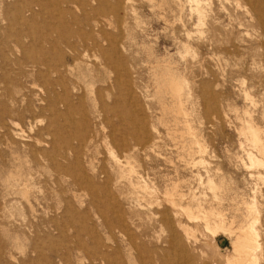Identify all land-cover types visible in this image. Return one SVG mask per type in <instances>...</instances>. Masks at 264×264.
Listing matches in <instances>:
<instances>
[{
    "label": "rangeland",
    "instance_id": "374dc122",
    "mask_svg": "<svg viewBox=\"0 0 264 264\" xmlns=\"http://www.w3.org/2000/svg\"><path fill=\"white\" fill-rule=\"evenodd\" d=\"M16 1L22 6L23 3H30L32 11H34H25L23 13L24 20L18 25L25 34L24 45L26 47H34L33 56L35 59L43 57L39 52V46L42 45L48 48L45 47L46 52L43 54L46 65L41 66L36 64L35 73L32 72L30 74L25 84V87H27H24V91L22 90V98H25L24 101L28 99V101H31L32 105L35 104V106H32L30 110L32 112L29 111L27 113L29 115L26 114L25 119H16L14 125L10 124V126H7L8 129L14 131L18 128L28 133L31 126H33L32 129L34 130L47 129L52 121H55L58 127L66 126L67 128L69 118L67 114H65L66 106L64 104L59 103V105L56 106L57 110L53 109V111H47L44 109L46 107L45 105L49 103L50 97L54 98L53 92L48 89L50 88L48 81L51 80L52 83L54 80L61 77L65 83L68 82L67 86L70 90L69 104L72 106V111L69 115L74 119V124L71 125L72 127L70 128L68 126L67 129H79L77 124H81L82 119L86 118L90 126L88 129L89 134H93L94 137L96 135L97 138L92 136L91 142L86 144H79V142L74 141V148L70 155L58 159L61 168H63L62 170L54 166L51 162L45 163L41 161L42 166L38 169V174L35 173V177L32 176L34 178L32 181L35 188L32 190L35 195L32 194L31 196L33 208H35L32 214L19 195H15L16 198H14V194L8 191L9 194L2 197L3 188L1 180H3L9 171V161L11 162L13 160L10 154L7 153L8 151L6 150V152L5 149H3L5 144L0 145V152H3L0 156V264H119V262H121V264H163V261L169 264H224L226 256L230 255L232 252V238L229 235L224 232H218L216 236H213L204 228L203 223H199L197 227L191 229L192 233L189 239H187L182 231L175 226L177 233L176 241L179 246L170 245L169 242L173 237L170 225L149 223L143 211L139 212L141 219H139L138 216H132L123 195L117 190V186L122 180L117 179L110 171L109 162H111V159L109 150L115 147L112 151L120 160L124 161V164L125 162H131L134 164L137 163V165L142 168L147 167L150 176L156 180L155 185L158 193L156 195H158L160 200L162 199L163 187H165L169 177L172 179L175 178L173 167L180 165L176 157L177 144L171 137V129H167L171 121L169 118L164 117L168 115H164V110L159 101H157L158 97V100H160L157 91L158 85L156 79L154 77L153 79L151 74V69L157 66L163 67L165 64H167V66L172 64L171 67L170 65L168 67L173 68L172 70L176 73L179 72L181 75L188 77V91L191 92H189L187 96H185L186 94L183 95L182 99L186 111L189 112L187 117H190L189 120L193 128L196 129L195 131L197 132L200 144L205 148L204 153L196 154V157L198 158L201 156L202 160L201 163L196 164L195 168L202 176V183L199 184L194 180L191 181L196 191V198H198L196 200L199 201L203 207H214V209L216 208V210L222 211L223 216L225 215L223 217L224 222L226 221L225 224L234 228L233 230H236L239 224L238 215L246 208L242 200L246 203H254L257 212L256 225H254L259 232V247L262 248L258 247L257 252L261 257L262 263H264V168L257 170L256 168L244 166V163H248L246 150L250 148V141H248L246 130L243 129L244 121L251 120L260 126V131L264 132V85L262 88L258 86V88L256 87L255 89L252 87L247 88L249 98L246 99L243 89L249 85L250 82L248 78L250 75L237 72L238 69L241 70V67L236 65L240 57L218 52V50L222 51L224 48H227L229 45L228 42L232 40L235 41L237 37V30L233 34H228L230 26L234 24L230 16L246 17L247 12L252 11L256 2H250L249 0H211L208 5L211 10L208 23L203 26L205 31L207 29L209 30L204 34L205 37L203 38V42H201L203 44H201L197 50H195V48L189 53H184L181 47V41L185 39L182 22L179 19L178 12L175 11L172 4L170 7H173V10L167 7V4H165L167 0H158V2L157 0H129L128 4L127 0H113L118 10L114 14L108 15L107 20L109 21L110 18L114 29L109 26L107 27L106 23L103 22V17L94 11L93 8H95V4H92L93 8L87 7L82 9L81 7H77L78 5H76L73 0H65L62 4L52 1L48 3L47 0H0V32L7 24V21L2 20L6 8L13 6ZM162 3H164L165 6ZM40 4H44V6L42 5L44 8L41 7ZM222 5H225L226 9L222 8ZM58 10L65 12L60 14ZM79 15L82 16L80 17ZM52 16L55 17L53 18ZM213 18L218 21L220 31L212 38L210 37L212 33L209 23ZM86 19L91 22L94 20H101L105 24V31L111 32L116 36L119 46V58L122 59L128 69V75L124 76L129 80L131 85L130 88L133 87V93H124L120 95L117 90L114 89L112 91L110 88L111 81L115 78L113 71L107 74L105 73L106 76L104 73H101V80L92 87V89L94 88L93 91L98 88L101 89L102 99L100 98L97 100L98 102L96 101L97 103L95 102V105H98H96V107L91 101L92 97L96 96V93H89L88 86L84 81L86 80L85 78H77L79 76L78 64L81 63V61L97 64L99 60L98 52H95L93 49H89L88 51L89 58L83 57L84 47L79 44L78 36L83 35L86 30V27L83 26V22ZM183 20H185L187 28L193 32L196 31V27L194 26L197 22L196 17L195 15H190L189 10L183 13ZM74 22L76 24H74ZM257 29L258 28L250 26L247 27V31L244 32L243 35L247 42L242 44L241 41H236V43L240 44L241 53L244 51L245 47L252 46L251 49L254 48L255 41L257 40L256 37L258 36L257 34L260 33V30ZM61 32L66 34L69 38L67 40L75 41V52H72L64 43L54 48L48 43L41 44L45 40L50 41L57 38ZM193 34L195 36V33ZM260 39L264 41V37H260ZM210 42L216 44V50H213L214 48ZM260 51L261 49H256L258 56L254 58L250 55H241V57L243 58L246 68L256 66L257 69L261 71L260 67H262L261 73L264 79V59H262V56H259L261 54ZM183 54H187L186 57H184ZM171 57L172 59H170ZM55 60L56 62H54ZM167 61L168 63L171 62L168 64ZM26 69L30 70V72L32 70L31 67H26ZM38 69L44 72L46 71L48 75H45L43 78L40 77L37 73ZM120 73H124V71L120 70ZM77 79H80L81 82ZM243 81H246V83ZM201 82H208L210 84V90L216 94V105H212L211 102H205L208 106L212 105L213 110L211 112L206 110L205 104L203 105V98L205 97L200 98L201 90L199 86ZM73 87L75 89H73ZM150 88L151 90H155H152L154 93L149 91ZM43 89L46 92H44ZM54 89L56 92L60 91L59 87H55ZM40 91L43 93H40ZM107 91L113 94L110 96ZM36 95L38 96L36 97ZM184 98L187 99L188 102H186ZM36 101L38 103H36ZM113 101H120L121 105L119 108H116L117 111L115 114L108 115V120L103 123L104 127H102L99 120L92 112L98 109L102 105V102L110 106ZM137 111L139 114L141 113V115H139ZM129 112L134 115L138 114L140 118H143L147 127L151 124L155 125L156 123L155 126L157 129L155 130L159 132L158 152L160 155L152 153L151 159H145L133 151L134 139L132 131L127 128L130 121L124 119L126 113ZM31 114L35 119L33 117L31 118ZM189 114L192 116H189ZM27 119L30 120L28 121ZM122 119L124 121H122ZM38 121L40 122L39 124ZM165 121L166 125L164 124ZM16 122L20 127H15ZM161 122L163 123L162 125ZM90 123L93 124L91 125ZM94 124H96L99 129H90ZM109 126L112 127L108 129ZM179 126L181 127L182 124L180 123ZM110 131L112 133L114 132L113 135H111L112 133ZM165 131L170 132H167L169 133L167 135ZM42 140L49 141L50 138L44 136ZM84 157L86 159H84ZM5 163L7 165H5ZM206 169L210 170L211 178H214H212L214 182L212 184L207 181ZM74 171H77L78 175L74 174ZM258 171L260 174L257 173ZM104 173L107 174L105 175ZM180 173L184 176L187 175V172ZM51 176L52 178H50ZM25 178L26 177H24V179ZM22 183H24V181L20 184ZM115 183L117 184L116 187L114 186ZM47 185L49 186L47 187ZM107 185L110 187H107ZM219 185H221V188L218 187ZM50 189H53V192ZM69 189H72V191ZM73 191L77 193H75L76 196L72 194ZM67 195L69 196L67 197ZM55 196H57V198ZM34 197H36L37 200ZM52 198L55 200H52ZM70 201L73 204H71ZM57 203H59L61 207ZM11 205L14 206L16 210L12 208ZM8 207H10V209ZM36 209L38 211H36ZM154 210L157 209L154 208ZM22 211H25L24 214ZM115 218L117 220L122 219V227H118V222ZM47 222H49V225ZM108 222H110L111 226L108 225ZM141 223L144 224L141 227L146 236L132 241L130 238L133 233L138 235L136 226L139 224L141 225ZM60 224H62V226ZM3 228H5L4 230L7 229V231L11 229L12 233L9 232L7 235L2 234L3 232L1 229ZM115 230L117 232H115ZM14 233L15 236L17 234L20 236L19 243H16L13 239L12 235ZM7 236H9V238ZM21 242L25 245H22ZM134 245L137 246L136 250ZM22 246L26 249V252ZM7 250L10 252V255ZM155 250L158 251L156 252ZM163 255L165 260L162 258ZM140 257H143L144 260H141Z\"/></svg>",
    "mask_w": 264,
    "mask_h": 264
},
{
    "label": "bare ground",
    "instance_id": "6f19581e",
    "mask_svg": "<svg viewBox=\"0 0 264 264\" xmlns=\"http://www.w3.org/2000/svg\"><path fill=\"white\" fill-rule=\"evenodd\" d=\"M47 1H48V3H49V1L50 2L52 1L54 3L56 2L58 4H62V3H64L65 0H47ZM73 1H74V3H76V5H78L77 7H81L82 9H85L87 7H92V4H95L96 5L95 8L92 7L94 9V11H96V13H98L100 16L103 17V22L106 23L107 27L109 26L110 28H113V23L110 21L109 17H108L109 21L107 20L108 15H112L118 10V8L115 6V3L113 2V0H73ZM249 1L250 2L251 1L256 2V4L252 8L251 12H247L246 17H240V16L231 17L230 16V18H231L232 22H234V24L230 26V31L228 32V34H233L237 30L238 34H237L235 41L234 40L229 41L228 47L224 48V50H222V51L218 50V52H220V53L229 54V55L234 56V57H240V58H238V60H237L238 63H236V65L240 66L241 70L238 69L237 72H242L244 74L250 75V77L248 78L250 83L247 87H245L243 89L244 97L246 99L249 98V92L247 91V88L252 87L253 89H255L257 86L262 88L264 85V79H263V75L261 73L262 67H260L261 71L258 70L256 66H252V64H251L252 67L246 68L245 63L243 61V58L241 57V55L242 56L250 55L252 58H254L255 56H258L256 49H258V50L261 49V51H260L261 54L259 56H262V59H264V41H262L260 39V37H264V0H249ZM128 2H129V0H127V4H128ZM157 2H158V0H157ZM210 2H211V0H167L166 1L165 4H167V7H169L171 10H173V7H174L175 11L178 12L179 19L182 22V28L184 29L185 39H184V41H181V47H182L184 53H189V52H191V50H193L195 48H196L195 50H197L198 47H200L201 44H203L201 42H203V38L205 37L204 34L207 33V30H209V29H207L205 31L203 29V26L207 25V23H208L210 11H211L209 6H208L210 4ZM162 4L165 6L164 3H162ZM171 4L173 7H170ZM42 5L44 6V4H42ZM42 5H41V7H43ZM36 6H37V4H36ZM222 8L226 9L225 5H222ZM186 10L190 11V15H192V16L195 15V17H196L197 22H196V24H194V26L196 27L195 32H193L192 30L187 28V24H186L185 20H183V13ZM25 11L26 12H34V11H32V6L30 3H23V6H22V5H20V3H18L16 1L13 4V6H11L10 8L9 7L6 8V11L4 13L2 20L7 21V24H6L5 28L2 29V31L0 32V145L5 144V146L2 145L5 147V148L3 147V149H5V151L6 150L8 151V152L7 151L6 152L10 154V157L13 160L11 162L9 161V163H10L9 164L10 165L9 171H8L6 176L4 175L5 177L3 176L4 178L1 181H2V188H3L2 197H5V195H8L9 194L8 191H10L12 194H14V196L19 195V197H21L25 206L28 207V209L30 210V212L32 214L34 211L33 209H35V208H33V204L31 201V196L33 194L32 190L34 188V183L32 181L34 178L32 176H34L35 173L38 174L37 171L42 166L41 165L42 162L43 161L45 163L51 162L54 166H56L60 169L61 165H60L58 159L59 158H65V157L70 155L71 151L74 148V144H75L74 141L79 142V144L90 143L92 140L93 134L92 135L89 134L88 129L90 126H89V122L86 118L82 119V123L80 122L81 124H77L79 129H67L68 126L70 128L72 127L71 125L74 124V119H72L69 115L72 111L71 110L72 106L69 104L70 90H69V87L67 86L68 82L65 83V81L62 80L61 77L54 80L52 83H51V80H49L50 83L48 81V85L50 87L48 89H49V91L53 92L54 98L50 97L49 103H47V101H46L47 105H45L46 107L44 109L47 111H53V109H56V106L59 105V103L64 104L66 106L65 114H67V116L69 118L68 122H67V124H68L67 128H66V126H61L64 129L61 127H58V126H56L57 123L55 121H52V122H50L47 129H36V130H34V129H32L33 126H31L28 133H26L23 129L17 128L14 131H11L10 129H8L7 126L8 125L10 126V124L14 125L16 119H19V120L25 119L26 114L31 110L32 106H35V104L32 105L31 101H28V99L26 101H24L25 98L24 99L22 98V95H23L22 90L25 87V84L27 82V78L30 77V74L32 72L36 71L35 70L36 66H37L36 64L41 65V66L46 65L44 62V59H43L44 58L43 54L46 52V49H45L46 46L45 47H43L42 45L39 46V52L41 53V55L43 57L35 59L33 56L34 47H26L24 45L25 34L22 31V29L18 27V25L21 21L24 20V18H23L24 14L23 13ZM58 12L61 14V13H64L65 11L58 10ZM103 22L101 20H94L91 22L90 20L86 19L83 22L84 23L83 26L86 27L84 34L80 35V36L77 35L79 37V40H78L79 44L82 47H84L83 57L89 58V54H88L89 49H93L95 52H98V59L99 60L97 61L98 62L97 64H91V63H88V61H81V63L78 64L79 65V76L77 77V78L81 77V78L86 79L84 81L86 82V84L88 86L89 93H93V92L96 93V96L92 97V99H91V101L94 103V105H95V102L97 100H99L100 98L102 99L101 89L98 88L95 91H93L94 88L92 89V87L98 81L101 80V76H100L101 73H104V75H105V73L107 74V73L113 71L115 78L111 81V85H110V88L112 91L115 89L118 91V93L120 95H122L124 93L125 94L133 93V89H132L133 87L130 88V86H131L130 82L127 79V77L124 76V75H128L127 74L128 69H127L125 63H123L122 59L119 58V55H118V49H119L118 47L119 46H118L116 36L111 32L105 31V24ZM232 22H229V23H232ZM74 24H76V23L74 22ZM209 24L211 25L210 30L212 33V34H210V37L213 38V36H216V33L218 31H220V27L218 26V21L214 18L210 21ZM49 25H50V23H49ZM249 26L253 27V28H258L260 30V33L257 34L258 36L256 37L257 40L255 41V45H254L255 49L254 48L251 49L252 46L245 47L244 51H242V53H241L240 52V44L236 43V41L237 42L241 41L242 44L247 42L246 39L243 37V35H244V32L247 31L246 28ZM56 27H54V28H56ZM65 29H66V27H65ZM193 33H195V36ZM30 38H32V37H30ZM67 39H69V38L66 36V34L64 32H61L57 38L50 40V41L45 40L41 44L48 43L51 47L54 48V47H59L62 43H64V44H66V46L69 49H71L72 52L73 51L75 52V45H76L75 41H71V40H67ZM144 43H146V42H144ZM210 44L214 48L213 50H216V44L214 42H210ZM46 48H48V47H46ZM147 53H149V52H147ZM168 55H167V57H168ZM186 55H184V57H186ZM196 56H198V55H196ZM184 57H183V59H184ZM163 58H164V56H163ZM170 59H172V57ZM158 60H159V57H158ZM158 60H156V61H158ZM168 61H167V63H168ZM54 62H56V60ZM263 63H264V60H263ZM171 65H170V67H171ZM168 66H167V64H165L163 67L157 66L153 69H151L152 68V66H151V68H149V69H151V71H152L151 72L152 78L154 77L156 79V83L158 85L157 91H158V95L160 96V100H158L159 99V97H158L157 101H159L160 105L162 106V109L164 110V115H166V114L168 115V116H164V117L169 118V120L171 121L170 124L167 123L168 128H167V126H166V128L171 129L172 132H170V131H167V132H170L173 141H175L177 144L176 145V157H177V160L180 163V165L173 167L174 173H175V178L172 179L169 177L168 182L165 180L167 183L165 184V187H163L164 189L162 192V199L160 200L158 195H156V194H158L157 189H156V185H155L156 180L150 176V173H149V170L147 169V167L142 168L141 166L137 165V163L134 164L131 162H125V164H124V161L120 160V158H118V156L116 154H114V152L112 151V149L115 148V147H113L112 149L110 148L111 150H109V156L111 159V162H109L110 163V165H109L110 171L114 176H116L117 179L122 180L120 182L122 184H120V183L118 184L116 182L118 184L117 190L120 191V193L123 195V198L126 201V203L128 204L129 209H130V213L132 216H134V217L138 216V218L141 219L139 216V212L143 211L144 215L146 217V220L149 223H159L161 225H168V226L170 225L172 235H173V237L171 238V241L169 242L170 245H178L179 246L178 242L176 241V234L177 233L175 230V226L178 227V229H180L182 231L183 235H185L187 237V239H189V236L192 233L191 229L193 227H197L199 225V223H203L204 228L206 230H208L213 236L214 235L216 236V233H218V232H224L225 234L229 235L232 238V252H231V254L229 253L230 255L227 254L228 256H226L224 264H264V263H262V261L260 259L261 257L259 256V254L257 252L258 251L257 249L259 247V241H258L259 232L257 231V229L255 227V225H256L255 221L257 220V217H256L257 212L255 209L254 203H248V202L246 203L242 200L243 205L246 206V208L244 211H242L238 215L239 224L237 227L234 224L236 227V230H233L234 228H232L231 226H227L225 224L226 221L224 222V219H223V217L225 215L223 216L222 211L216 210V208L214 209V207L213 208L212 207L211 208L203 207L202 204L196 200L198 198H196V196H197L196 191H195L194 186L191 184V181L194 180V181L198 182L199 184L202 183V176L200 175L199 171L195 169L196 164L201 163L202 160H201V156L198 157L199 158L198 159L196 157V154L198 155V154L204 153L205 148L200 144V140L198 138L197 132L195 131L196 129L193 128V126L191 125V121L189 120L190 117L189 118L187 117L189 112L186 111V108L184 107V102L182 99L183 95L186 94L185 96H187V94L189 92H191V91H188V88H189L188 87L189 82L187 81L188 77L181 75L179 72L176 73L174 70H172L173 68H169ZM26 67H31V69H32L31 72H30V70H27ZM71 68H70V70H71ZM263 68H264V66H263ZM120 70H123L124 73H120ZM47 71H48V68H47ZM49 72H50V69H49ZM37 73L42 78L45 75H48L46 71L44 72L40 69L37 70ZM149 74H150V72H149ZM112 78H113V76H112ZM77 80L80 81V79H77ZM152 82H150V83H152ZM243 82L246 83V81H243ZM53 83H54V86H53ZM75 86H77V85H75ZM55 87H59L60 91L56 92L54 89ZM199 87L201 90L200 98L205 97V98H203V102H204L203 105L205 104L206 110L208 112H211L213 110L212 105H216V103H217L216 94L210 90V84L208 82H201ZM31 89H33V88H31ZM73 89H75V88L73 87ZM152 90H154V89H152ZM152 90L150 88L149 91H152ZM44 92H46V91L44 90ZM40 93H43V92L40 91ZM83 93H84V91H83ZM107 93L110 96L113 94V93L110 94L108 91H107ZM191 95H192V93H191ZM37 96L38 95H36V97ZM90 96H92V95H90ZM113 96H115V95H113ZM36 97H35V99H36ZM20 98H21V100H20ZM38 98H40V97H38ZM185 101L188 102L187 99H185ZM206 101L208 103L211 102L212 105H209V106H208V104L206 105V103H205ZM21 102L22 103L24 102V103L22 104ZM36 103H38V102L36 101ZM41 103H43V102H41ZM122 104H123V102H122ZM96 105H95V107H96ZM120 105H121L120 101L119 102L113 101L110 106H107L104 104V102H102V105L98 109L94 110V112H92V113H94V116L97 117V119L100 122V125L102 127H104L103 123L106 120H108V115L109 114H115L117 111L116 108H119ZM205 106H202V107H205ZM196 107H198V106H196ZM30 112H32V111H30ZM56 112H58V111H56ZM35 113H37V112H35ZM137 113H138V111H137ZM138 114L134 115L131 112H129V113H126V115L124 117L125 120L130 121L127 128L132 131V136L134 139L133 151L136 154L140 155V157L142 156L145 159H149V158L151 159L152 153L160 155V153L158 152V148H159V142H158L159 135H158V133L159 132L155 130V129H157L155 126L156 123H155V125L151 124L149 127H147L145 120L143 118H140L138 116ZM160 114H161V112H160ZM27 115H29V114H27ZM35 115H37V114H35ZM54 115H56V114H54ZM139 115H141V113ZM189 116H192V115L189 114ZM32 117L33 116L31 114V118ZM159 118H162V117H159ZM122 121H124V120L122 119ZM166 121L164 123L165 125H166ZM39 123L40 122L38 121V124ZM93 123H94V121H93ZM180 123L182 124L181 127L179 126ZM96 124H97V122H96ZM96 124H94L93 127L90 129H95V130L99 129L98 126H96ZM162 124L163 123L161 122V125ZM18 125L19 124L16 122L15 127L16 126L20 127ZM50 127L51 128L54 127V128L51 129ZM111 127L109 126L108 129ZM43 128H45V127H43ZM105 129H107V128H105ZM243 129L246 130L247 135H248V141H250L249 142L250 148L248 150H246V156L248 159V163H244V166H248L250 168H256L257 170L260 168H264V132L260 131L259 130L260 126H258L256 123H254L251 120H245L244 121ZM116 131H117V129H116ZM118 132H120V131H118ZM113 133L111 135H113ZM168 134L169 133H167V135ZM111 135H110V137H111ZM41 136L42 137L47 136L50 138V140L44 141V140H42ZM94 138H97L96 135ZM117 138H119V137H117ZM111 143H114V142H111ZM115 146H116V144H115ZM88 150H89V148H88ZM2 153L3 152L1 151L0 156L2 155ZM89 157H90V155H89ZM6 158H8V157H6ZM84 159H86V158L84 157ZM94 159H96V158H94ZM135 162H137V161H135ZM5 165H7V164L5 163ZM109 167H106V168H109ZM5 169H7V168H5ZM62 169L63 168H61V170ZM150 170H151V168H150ZM44 171H45V169H44ZM180 172H187V175L184 176ZM205 173L207 175L206 178H207L208 183H210V184L214 183L212 180L213 177L211 178L210 170L206 169ZM257 173L260 174L259 171ZM50 174H49V176H50ZM74 174L78 175V172L74 171ZM112 174H111V176L113 177ZM43 176H44V174H43ZM43 176H41V177H43ZM24 177H26V178L24 179ZM50 178H52V176ZM60 178H62V177H60ZM99 178H101V177H99ZM22 179H24V180H22ZM96 179H97V177H96ZM16 181H18V182H16ZM22 181H24V183L20 184ZM53 182H55V181H53ZM116 183L114 184L115 187L117 185ZM221 183H222V181H221ZM109 185H110V183H109ZM109 185H107V187ZM48 186L49 185H47V187ZM220 186L221 185H219L218 187H220ZM222 187H223V185H222ZM45 188H46V186H45ZM50 190L52 191L53 189H50ZM70 191H72V189ZM67 192H68V189H67ZM73 192H72V194H74V196H76L75 195L76 192H74V193ZM33 195H35V194H33ZM68 196L69 195H67V197ZM42 197H43V195H42ZM50 197H52V196H50ZM55 197L57 198V196H55ZM109 197H110V195H109ZM14 198H16V196ZM34 198H36V197H34ZM6 199H8V198H6ZM36 200H37V198H36ZM52 200H55V199L52 198ZM2 202H4V201H2ZM9 203H11V202H9ZM70 203H71V201H70ZM57 204L59 205V203H57ZM71 204H73V203H71ZM8 206H10V205H8ZM19 206H20V204H19ZM6 207H3V208H6ZM236 207H238V206H236ZM8 208L10 209V207H8ZM12 208H14V206H12ZM154 208H156L157 210H154ZM14 209L16 210V208H14ZM42 210H44V209H42ZM8 211H10V210H8ZM36 211H38V210L36 209ZM22 212L24 214L25 211H22ZM111 212H113V211H111ZM46 214H47V212H46ZM22 216H24V215H22ZM3 217H4V215H3ZM24 217H22V218H24ZM212 218H214V219H212ZM3 220H4V218H3ZM12 220H13V218H12ZM121 221H122V219L117 220L119 228L122 227ZM47 223L49 225V222H47ZM108 223L107 224L109 226H111L110 222H108ZM60 225L62 226V224H60ZM142 225H144V224L141 223V225L139 224L136 226L138 235L133 233L131 238L129 237L130 235L127 237H129L133 241V240H136L137 238L140 239L142 236H146V234L142 230V227H141ZM4 229L5 228L1 229L3 232L2 234H4V235H7L9 232L12 231L11 229H10V231H7L8 228L6 230H4ZM103 231H105V230H103ZM65 232H66V230H65ZM115 232H117V231L115 230ZM15 233H16V231H15ZM15 233L13 234L14 236L12 235V237L16 241V243L17 242L19 243L20 236L18 234L15 236ZM118 233H120V232H118ZM85 235H87V234H85ZM7 237L9 238V236H7ZM64 238H65V236H64ZM118 239H120V238H118ZM116 241H118V240H116ZM105 242H107V241H105ZM21 244L23 245L24 243L21 242ZM134 247L136 250L137 246L134 245ZM259 248H261V247H259ZM118 251H119V249H118ZM7 252H8V250H7ZM25 252H26V249H25ZM4 254H6V253H4ZM8 254L10 255V252H8ZM40 255H41V253H40ZM180 255H181V253H180ZM158 257H159V255H158ZM162 258H164V255ZM42 259H43V257H42ZM140 259L144 260L143 257H140ZM164 260H165V258H164ZM175 260H176V258H175ZM180 260H181V258H180ZM168 262H170V261H168ZM119 264H121V262H119ZM131 264H133V263H131ZM163 264H169V263H167L166 261H163Z\"/></svg>",
    "mask_w": 264,
    "mask_h": 264
}]
</instances>
